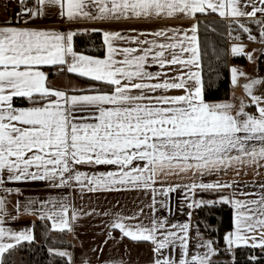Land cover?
<instances>
[{
    "label": "snow or ice",
    "instance_id": "obj_1",
    "mask_svg": "<svg viewBox=\"0 0 264 264\" xmlns=\"http://www.w3.org/2000/svg\"><path fill=\"white\" fill-rule=\"evenodd\" d=\"M46 6L58 7L60 17L68 21L178 19L191 23L130 29L132 35L103 30V57L75 51L73 31L10 23L0 27V190L19 193V188L5 185L20 181L78 189L81 198L86 192L150 190V225L139 221L141 208L132 216L116 214L110 228L133 241L150 242L152 264H212L211 257L219 251L213 242H197L196 248L204 252L189 255V224L157 218L156 196L168 197L177 188L189 195L197 188H231L233 182L197 183L196 178L229 171L239 175L249 168L260 175L258 170L264 168V95L254 94L264 78L246 79L241 85L239 77L247 74L232 67V86L242 87L249 99L240 98L239 104L206 101L198 18V14L216 13L228 21L230 36L235 24L249 40L264 44V0H36L33 7L22 3L24 25L44 16ZM248 23L257 25L259 37ZM243 51V44L231 46L233 55ZM245 55L253 58L251 53ZM153 64L159 70L149 71L146 66ZM43 66H59L60 71L66 69L93 83L87 89H72L70 95L69 90L48 86ZM14 97L27 100L29 106L14 107ZM253 105L254 112L246 111ZM85 167L87 171L82 170ZM172 178H190V182H168ZM259 187L258 195L241 192L246 199L236 198L233 191L218 201L193 199L188 207L230 204L233 230L224 235L227 250L240 245L264 247V184ZM37 203L39 208L34 206ZM160 204L165 206L166 201ZM21 212L51 221L52 230L73 232L74 222L95 209L83 212L64 194L29 199L23 207L17 202L16 214ZM7 214L5 198L0 197V264L9 249L34 240L30 228L5 227ZM177 247L179 255L171 254ZM49 252L72 264L70 252L55 248Z\"/></svg>",
    "mask_w": 264,
    "mask_h": 264
},
{
    "label": "crops",
    "instance_id": "obj_2",
    "mask_svg": "<svg viewBox=\"0 0 264 264\" xmlns=\"http://www.w3.org/2000/svg\"><path fill=\"white\" fill-rule=\"evenodd\" d=\"M18 0H0V27L8 26H31L37 28L55 29L62 32L73 31L75 34H89L100 33L103 38V30L121 31L122 33L132 35L130 29L140 30H154L158 27L164 26H183L188 27L191 23L189 20L178 19H160V20H141V21H116V20H75L68 21L61 18L59 15L58 7H45V15L37 17L34 20H29L27 25H24V15L21 13V8L15 7V3ZM36 0H29V4L32 7L35 5ZM19 14V16H18ZM215 14L219 17L218 14ZM220 19L228 22L226 19L219 17ZM245 19L246 18H242ZM87 29L88 31H82ZM97 29V31H92ZM74 34V35H75ZM259 37V33L256 35ZM74 37V36H73ZM235 36H227V57H228V80H229V96L225 100L237 99V104L240 102V98L247 101L249 98L244 93L242 87H233L231 83V68L236 67L239 70L247 74L246 77H239L240 84L242 85L246 79L252 78H264V67L260 65L264 63V44L257 41L249 40L248 38L235 39ZM233 44H243V53L233 55L231 52V46ZM245 53H251L256 58L257 65H254L248 59ZM236 58H243L244 63ZM46 67H58L57 70L52 72V77H47L48 86L69 90V94L72 93V87L70 82L76 83L80 87L75 89H86V86L82 83L76 82L69 75H77L74 73H68L66 69L64 71L59 70V66H43ZM149 71L159 70L158 65H147ZM46 73V72H45ZM78 76V75H77ZM86 78V77H83ZM89 79V78H86ZM90 80V79H89ZM255 95H264V84L258 85L254 89ZM19 98V97H14ZM224 101V100H220ZM246 111L254 112L255 106H249ZM100 170H104V166H98ZM87 171L88 169L82 168ZM260 175L251 169L241 171L239 175H235L233 171H229L227 175L224 174H206L196 178L197 183H212L215 181L220 182H233L231 188L224 189H200L193 190L189 195L182 188H177L174 192L168 194V197L161 195L156 196L157 204L155 216L157 218H165L169 224H189V236L192 238L191 221L193 218V211L202 206L189 208L188 204L191 200L198 198L195 195L197 191H215L221 192V195H230L233 191L236 192V198L246 199L241 195V192L253 193L258 195L262 190L259 185L264 184V168L258 170ZM168 182L173 184H186L190 182V178L183 180L179 178H172ZM5 187L19 188L20 192L6 193L0 190V197L5 198V207L7 209V215L3 217L4 226L11 228L15 231L25 230L30 228L33 234V223L35 220L40 219L38 215L25 214L21 212L16 214L17 202L21 207L29 200H46L51 197H59L64 194L68 195V201L73 207L82 209L83 212H89L95 209L90 215H81L73 224L74 231L69 232L71 237L72 246L71 249L66 250L72 254V264H84L87 261L88 264H152L154 259V253L152 251L153 245L148 241H133L129 237L123 236L118 229L110 228L116 214L123 216H132L138 209H143V215L138 219L144 225H150V218L153 216L152 208L149 207L152 203V193L149 190L147 193L144 190L127 189L120 191H100L95 193H84L83 198L78 189L70 188H50L45 181H20V182H7ZM220 195V196H221ZM247 198H256L251 196ZM160 201H166V205L162 206ZM222 203V202H216ZM227 204V203H226ZM231 206L230 204H228ZM36 208L40 207L37 203L34 205ZM232 215H233V208ZM107 213V214H105ZM71 209H69V215ZM14 217V218H13ZM49 223L51 228V221L44 219ZM126 223L134 224L135 221H125ZM233 230V221L232 229ZM59 231V230H54ZM230 231V232H231ZM110 233V234H109ZM190 241V240H189ZM28 242V241H22ZM21 242V243H22ZM249 246V245H247ZM171 253V249L166 250ZM173 255H179V248L175 250ZM66 258V257H65ZM67 260V258H66ZM68 262V260H67Z\"/></svg>",
    "mask_w": 264,
    "mask_h": 264
},
{
    "label": "trees",
    "instance_id": "obj_3",
    "mask_svg": "<svg viewBox=\"0 0 264 264\" xmlns=\"http://www.w3.org/2000/svg\"><path fill=\"white\" fill-rule=\"evenodd\" d=\"M199 38L202 52L201 75L204 85V97L208 102L225 100L229 96L227 36L229 33L228 22L220 19L215 14H198ZM247 22V21H246ZM254 23H248L252 27ZM257 27V25L255 24ZM233 35H239V39H246L248 35L233 24ZM258 29V28H257ZM259 32H255L257 35ZM74 50L85 55L103 57L105 48L100 33L75 34L73 37ZM235 60L242 61L243 58ZM58 67H46L43 71L47 77H52V72ZM76 82L82 83L88 88L93 81L69 75ZM14 107L29 106L23 98L13 99ZM193 217L205 218L209 226L213 227L210 237L214 239L215 247L221 249L224 245V235L232 229V209L226 203L212 206H199L193 211ZM34 240L22 242L3 254V264H68L65 257H60L49 252V248L69 250L72 242L67 230L54 231L46 220L37 219L33 223ZM214 264V263H212ZM231 264H264V252L257 247L239 246L234 249L233 262Z\"/></svg>",
    "mask_w": 264,
    "mask_h": 264
},
{
    "label": "rangeland",
    "instance_id": "obj_4",
    "mask_svg": "<svg viewBox=\"0 0 264 264\" xmlns=\"http://www.w3.org/2000/svg\"><path fill=\"white\" fill-rule=\"evenodd\" d=\"M250 26H252L251 27L252 34L254 35V33L257 32L258 29L255 26V24L250 25ZM252 57H253L252 59H249V58L248 59L254 65H257L255 56L252 55ZM69 84H70V87H72V88L80 87L79 85H77L76 83H73V82H70ZM235 102L237 103V99H235ZM220 193L221 192H215V191H197V192H195V195L198 198V200L218 201V197L221 195ZM216 204H220V203H213V204L202 203V206L203 205L212 206V205H216ZM191 227H192L191 230H192L193 234H192V238H190V241H189V255L193 254L195 251H199L201 253L204 252L203 248H200V249L196 248L197 242L202 243L203 241L211 240L213 242V246L215 247L214 239L210 237V234L213 231V227H211V226H209V224H207V222L205 221V218L204 219H202L201 217L198 218L197 215H195L192 218ZM197 232H199V234H200L199 236H197ZM240 246L252 247L250 245L249 246L240 245ZM237 247H239V246H237ZM215 248H217V247H215ZM235 248L236 247H234L232 249V251L229 252L227 250V247H226L225 242H224L223 247L221 249L217 248L219 251L211 257L212 263H214V264H231L233 262V252H234ZM257 248L264 252V247H257Z\"/></svg>",
    "mask_w": 264,
    "mask_h": 264
},
{
    "label": "built area",
    "instance_id": "obj_5",
    "mask_svg": "<svg viewBox=\"0 0 264 264\" xmlns=\"http://www.w3.org/2000/svg\"><path fill=\"white\" fill-rule=\"evenodd\" d=\"M22 3H23V6H24V7H32V4H29V0H18V2L15 3V7H17V8H21ZM260 67L263 68V67H264V63H262V64L260 65Z\"/></svg>",
    "mask_w": 264,
    "mask_h": 264
}]
</instances>
